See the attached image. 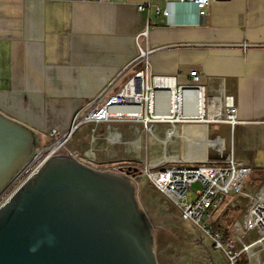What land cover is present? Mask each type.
<instances>
[{
	"label": "crops",
	"instance_id": "0c3cea01",
	"mask_svg": "<svg viewBox=\"0 0 264 264\" xmlns=\"http://www.w3.org/2000/svg\"><path fill=\"white\" fill-rule=\"evenodd\" d=\"M138 5L145 10L138 11ZM137 43L150 52L151 77H175L177 86H186L196 71L204 86L221 79L207 87L210 96L223 89L234 98L232 129L211 122L193 124L219 128L167 125L164 138L182 130L181 159L232 153L252 172L264 171V0H210L203 24L188 0H0V115L38 135L40 144L52 130L65 133L74 113L109 82L106 98L145 67L135 61ZM219 102V96L210 97L211 105ZM153 128L156 153L162 152L159 126ZM91 129L94 143L88 147L98 144L103 152L113 153L114 146L96 143L99 134L126 136L125 128L111 123L91 124ZM89 130L73 134L70 145L78 150L73 151L82 149ZM249 183L259 187L264 181Z\"/></svg>",
	"mask_w": 264,
	"mask_h": 264
},
{
	"label": "water",
	"instance_id": "95a60500",
	"mask_svg": "<svg viewBox=\"0 0 264 264\" xmlns=\"http://www.w3.org/2000/svg\"><path fill=\"white\" fill-rule=\"evenodd\" d=\"M39 145L0 115V191ZM135 187L113 170L51 158L0 210V264H157Z\"/></svg>",
	"mask_w": 264,
	"mask_h": 264
},
{
	"label": "built area",
	"instance_id": "2783aa9c",
	"mask_svg": "<svg viewBox=\"0 0 264 264\" xmlns=\"http://www.w3.org/2000/svg\"><path fill=\"white\" fill-rule=\"evenodd\" d=\"M188 1L195 4L199 22L203 24L210 0ZM137 10L143 11L145 6L138 5ZM156 11L159 13L160 9L157 8ZM162 13L168 15L166 9ZM141 35H146V32ZM137 50L138 57L135 61H142L145 67L137 71L119 93L106 98L108 89L112 84V81L109 82L90 103L74 113L65 133L58 135L56 131H50L48 134L49 142L40 144L33 156L0 191V210L38 174L43 165L51 158L67 154V156L73 157L84 165L86 163L91 164L96 160V155L102 150L98 144H94L84 152L69 151L63 154L66 152V146L71 137L83 124L97 126L101 123H108L112 119H129L144 124L148 122L169 123L173 129L179 124L206 122L227 124L232 129L236 124V107L231 95H227L223 89H219L217 93L220 94L222 107L209 103L210 97L218 96H210L207 87L212 83L219 84L221 79H209L208 86H204L200 84L199 73L191 71L190 84L177 86L175 77H151L146 68L147 57L150 52L143 50L138 43ZM123 71L124 69L120 72ZM151 81L154 84L153 87L149 86ZM155 82H173L174 90L178 93H201L203 97L201 114L191 115L193 105L190 102H185L183 106H179L175 113L161 117L154 114L146 101H143L146 103L144 116L142 111L133 117L112 116L109 113L111 103L123 98L130 86L133 85L136 96H146L155 87ZM206 113L207 117L204 118ZM150 127L152 128L150 135L154 138L155 129L152 124ZM94 132L95 129L90 130L91 143H94ZM106 141L110 145L121 143L120 137L116 135L107 138ZM157 142L163 144L162 141ZM132 144H135V141ZM161 150L162 156L166 155L167 157H163L159 163L151 162L140 173L178 210L180 220L193 224L205 237L210 239L212 247L224 254L227 264H264V183L259 187L251 185L248 182L252 174L251 169L237 161L232 153L230 156L220 159L207 157L180 159L168 155L165 145ZM194 184H199L200 189L194 193L192 201L188 202L186 195ZM222 203L226 205L223 210L220 208ZM233 208H239L241 213L237 220L227 226L225 230L210 226L212 218L217 212L220 213Z\"/></svg>",
	"mask_w": 264,
	"mask_h": 264
},
{
	"label": "rangeland",
	"instance_id": "374dc122",
	"mask_svg": "<svg viewBox=\"0 0 264 264\" xmlns=\"http://www.w3.org/2000/svg\"><path fill=\"white\" fill-rule=\"evenodd\" d=\"M151 81L149 86L153 87ZM143 116L146 114V103L143 102L142 108ZM108 123L112 125H119L122 129L125 128V138L120 145H125L126 148L114 146L113 153L103 152L100 150L96 155V160L91 164H85L96 171L113 170L123 176L128 177L135 184V197L137 200L138 208L141 213L144 214L145 219L150 227V234L153 239L152 251L157 264H227L226 258L221 251L215 250L212 247L210 239L205 237L197 227L189 222H183L180 220L178 210L157 190L155 189L147 178L142 174H135L136 170L130 172V169H126L123 173L124 165L140 167L142 172L144 167L148 166L155 157H159L156 162L159 163L162 159V152L156 153L154 147L153 138L150 135V124L158 125L159 132L158 139L163 142L160 144L162 148L165 145L168 153L175 157H185V143L182 139L181 129L173 130L175 136L169 138L165 137V129L169 123H147L137 122L134 120L112 119ZM130 125V126H129ZM91 127V124H83L77 130V133H84ZM95 128V126H94ZM208 128L217 130L219 127L216 125H209ZM89 138L83 139L84 145L82 151H86L88 144L90 143V130ZM96 138V143H107L106 137H102L101 134ZM72 140V139H71ZM125 140V141H124ZM135 141V144L132 142ZM46 140L44 143H48ZM165 142V143H164ZM174 142V143H173ZM42 144V143H41ZM89 148V147H88ZM87 148V149H88ZM76 150L70 145V141L66 146V152ZM78 151V150H76ZM75 151V152H76ZM63 156H67L63 155ZM161 159V160H160ZM264 181V171H253L249 177V182H255L261 184ZM200 189L199 184H194L188 191L186 198L188 202H191L194 193ZM225 204H221V210L225 209ZM239 208L227 209L223 212H217L212 218L210 223L211 227H219L220 230H225L227 226H230L240 215Z\"/></svg>",
	"mask_w": 264,
	"mask_h": 264
},
{
	"label": "bare ground",
	"instance_id": "6f19581e",
	"mask_svg": "<svg viewBox=\"0 0 264 264\" xmlns=\"http://www.w3.org/2000/svg\"><path fill=\"white\" fill-rule=\"evenodd\" d=\"M136 90L133 88V85L126 91L123 98H119L115 103H111L109 106V113L112 116H120V117H133L134 115H139L142 111V103L146 101L147 104L150 105V109L157 116H168L172 113H175L179 106H183L185 102H190L193 105L191 115L197 116L201 114L203 109V97L201 93L194 94H186V93H178L174 90L173 82L170 83H161L155 82V87L151 91L150 94L146 96H136ZM220 97V94L217 93ZM217 105L222 107V104L219 102ZM197 111V114L193 113ZM211 124H220V123H211ZM188 125H196V124H188ZM202 128H205L207 131L208 126L196 125ZM171 138H166L167 140ZM165 143V142H164ZM195 148L197 147V143L192 144ZM193 151H196V149ZM231 154V153H230ZM194 158L195 154H193ZM230 156V155H229ZM163 157H167L166 155ZM175 157V156H174ZM155 159V158H154ZM152 159L153 162L156 160Z\"/></svg>",
	"mask_w": 264,
	"mask_h": 264
},
{
	"label": "trees",
	"instance_id": "16d2710c",
	"mask_svg": "<svg viewBox=\"0 0 264 264\" xmlns=\"http://www.w3.org/2000/svg\"><path fill=\"white\" fill-rule=\"evenodd\" d=\"M119 168H123L124 169L122 171L123 173L126 172V169H130V172H133V168H137V170L135 172L136 174H139L142 171L140 167H136V166H126V165H124L123 167H119Z\"/></svg>",
	"mask_w": 264,
	"mask_h": 264
},
{
	"label": "flooded vegetation",
	"instance_id": "af4514ba",
	"mask_svg": "<svg viewBox=\"0 0 264 264\" xmlns=\"http://www.w3.org/2000/svg\"><path fill=\"white\" fill-rule=\"evenodd\" d=\"M61 157V156H60ZM63 157H65V156H63ZM136 174V173H135ZM10 203V202H9ZM8 204V203H7Z\"/></svg>",
	"mask_w": 264,
	"mask_h": 264
}]
</instances>
